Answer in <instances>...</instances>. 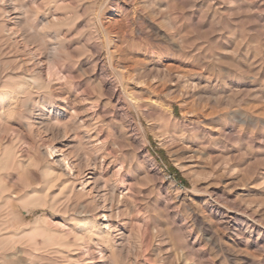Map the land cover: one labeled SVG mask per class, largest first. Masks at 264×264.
Here are the masks:
<instances>
[{"label": "rangeland", "instance_id": "374dc122", "mask_svg": "<svg viewBox=\"0 0 264 264\" xmlns=\"http://www.w3.org/2000/svg\"><path fill=\"white\" fill-rule=\"evenodd\" d=\"M0 83V264H264V0H0Z\"/></svg>", "mask_w": 264, "mask_h": 264}, {"label": "bare ground", "instance_id": "6f19581e", "mask_svg": "<svg viewBox=\"0 0 264 264\" xmlns=\"http://www.w3.org/2000/svg\"><path fill=\"white\" fill-rule=\"evenodd\" d=\"M22 5V4H21ZM20 7V6H19ZM26 9V8H25ZM26 11V10H25ZM25 17V16H24ZM29 20V19H28ZM22 22V21H21ZM38 25V24H37ZM25 25H23L24 27ZM27 29L29 30L28 26H26ZM37 28V26H36ZM35 28V29H36ZM31 29V28H30ZM33 29V28H32ZM23 30L25 31V29L23 28ZM30 32L33 31V30H29ZM23 33V32H22ZM27 33V31H26ZM35 34V33H34ZM37 34V33H36ZM48 34V33H47ZM33 35V34H32ZM45 35V34H44ZM35 36V35H33ZM50 36V35H49ZM23 37V36H22ZM39 78V77H38ZM1 84V83H0ZM23 85V86H22ZM20 87H18V91H23L24 90V84H22ZM16 86V85H15ZM27 89V88H26ZM24 93V92H23ZM28 93V92H27ZM16 87H12V88H8V91H3L1 90L0 91V122H9L13 119V115L16 113ZM18 95V94H17ZM47 98V97H46ZM20 100V99H19ZM38 101V100H37ZM43 106L40 108V111L39 113L37 112V118L41 119L40 123H43V124H46L48 126L49 122H50V114L49 115H46V109H48V112L50 113L52 110L54 112V116L55 118L57 119L60 115H62L61 113L63 112V109L61 107H56L54 106L53 104H42ZM18 106V104H17ZM41 106V105H40ZM76 116V115H75ZM54 119V120H56ZM59 120V119H58ZM65 121V120H63ZM59 122V121H57ZM76 123V122H75ZM2 124V123H1ZM39 124V123H38ZM56 124V123H54ZM64 125V123H62ZM61 125V124H60ZM40 126V125H39ZM52 126V125H51ZM67 126V125H66ZM43 127V126H42ZM58 127H60L58 125ZM68 127V126H67ZM57 128V127H56ZM48 129V127H47ZM58 130V129H57ZM57 132V131H56ZM59 132V131H58ZM61 132V130H60ZM86 132V131H85ZM91 137V136H89ZM88 137V138H89ZM50 144V143H49ZM47 150L49 151L50 155H52V153L55 154V152L57 151H60L58 148L56 149L55 146H48L47 147ZM60 153V152H59ZM71 159V158H70ZM59 162H61L62 164V167L61 169H57L54 171V175L58 178H60V176L62 174H73L71 173L74 166L71 162H69V160L66 158L65 154L62 153L61 156L59 157V159H57ZM56 161V160H55ZM59 162L57 164H59ZM77 162V161H76ZM79 162V161H78ZM77 162V163H78ZM81 162V161H80ZM76 163V164H77ZM82 163V162H81ZM79 164V166L77 167L78 168V173L77 174H80L82 175L80 178H79V183L81 185V187L79 188L81 192H84L86 187L91 185L90 189L91 190H94L96 192V196L98 197L97 199L100 200V203H102L100 206L102 207V209H107V206H106V202L113 198V192L114 190L109 186V187H106V185L103 184V187L102 189H100L99 187V183H98V178L95 174V172H89V173H86L84 174V172L82 171L83 170V167L84 166H90V165H93L95 166V158H90L89 162H87L86 165H82V164ZM75 164V165H76ZM78 165V164H77ZM3 166V165H2ZM87 168V167H86ZM97 168V166H96ZM92 169V168H91ZM52 171L53 172V169L48 168V172L49 171ZM50 173V172H49ZM62 179V178H61ZM72 179V178H70ZM77 180V179H76ZM100 180V179H99ZM102 181V180H101ZM71 191H75V184H74V180H71ZM102 184V182H101ZM89 190V189H88ZM78 191V190H76ZM88 192V191H87ZM95 196V195H94ZM10 199V198H9ZM26 198L25 197H18V200H25ZM27 199H30V198H27ZM32 200H34L35 202H38L40 201L39 198H31ZM96 200V199H95ZM98 200V201H99ZM54 203V202H53ZM99 204V203H98ZM100 208V207H99ZM112 211V210H110ZM103 212V211H102ZM102 215V214H101ZM106 214L104 213L103 214V217H105ZM108 216V215H107ZM95 219V218H94ZM102 223H98L96 222L95 220H92L90 218H86V219H83V220H80V224H78V226L76 227V229L78 230V232L81 234H79V236L77 237L78 239H82L83 236H87L88 239L93 242L94 240H99L101 237H111L112 235V232H111V224L108 223L106 221L105 225L102 226L101 225ZM73 225L72 228H74V225L75 223L71 224ZM114 228V226H113ZM71 229V228H70ZM72 230V229H71ZM73 233V231H72ZM114 238V237H113ZM96 242V241H95ZM98 242V241H97ZM96 242V243H97ZM67 244V243H66ZM90 244V243H89ZM95 244V243H94ZM109 244V243H108ZM107 244V245H108ZM85 245V244H84Z\"/></svg>", "mask_w": 264, "mask_h": 264}]
</instances>
